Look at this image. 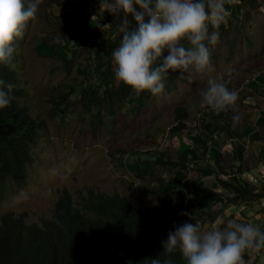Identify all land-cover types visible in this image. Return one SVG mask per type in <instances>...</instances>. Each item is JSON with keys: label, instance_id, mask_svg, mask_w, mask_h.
I'll use <instances>...</instances> for the list:
<instances>
[{"label": "rangeland", "instance_id": "rangeland-1", "mask_svg": "<svg viewBox=\"0 0 264 264\" xmlns=\"http://www.w3.org/2000/svg\"><path fill=\"white\" fill-rule=\"evenodd\" d=\"M84 1L87 0H73L72 7L63 8L50 0H42L36 17L28 22L22 38H16L14 43L19 78L28 93L24 103L30 105L31 114L39 122L40 136L32 149L37 156L32 183L27 188H10L6 199L0 201V221L11 211L26 210L31 221L52 215L56 196L47 195L49 189L41 187L45 172L40 168L46 167L58 178V183L66 182L67 188L78 197L87 195L89 190L126 195L129 201L139 203L145 213L159 220L166 240L176 225L185 222L198 224L206 231L212 227L222 229L229 220H236L253 223L264 230V195H258L264 190V170L258 168L259 158L255 157L258 155L248 151L243 154L241 163L236 160L237 150L232 149V145L235 149L239 146L246 149L241 144L244 125L225 116L232 114L231 109L217 114L210 108L200 107V92L208 86V80L223 79L230 91L239 94L241 120L248 121L252 117L249 112L254 115L258 111L264 118V109L260 110L264 108V0H241L238 4L246 10L242 22L230 14L226 25L209 29L217 31L220 37L215 46L208 45L211 72L191 81L187 74L182 77L179 72H170L164 78V92L158 96L146 95L143 103L136 100L138 95L133 90L121 102L115 94L104 96L107 82L102 74L105 68L98 69L97 46L86 38V29L72 22ZM90 1L96 2L103 16L94 22L102 26L100 41L109 36L118 37L120 29L116 18L101 10V0ZM164 55H168L167 50ZM111 67L114 70L113 62ZM255 77L259 82H253ZM110 84L116 90V81ZM245 88L252 90L246 93ZM258 91L263 93V97L258 98L262 103L257 104L252 99L251 103H244V98L259 95ZM239 104L250 110H241ZM178 106L191 110L188 121L197 115L204 120V124L198 123L196 130L182 131L186 138L181 143L183 150L194 146L205 160H211L217 143L224 151L228 172H237L240 178L247 179L253 193L240 197L228 186L223 188L217 178L225 179V174L209 176L213 178L209 180L212 184L201 181V177L205 178L202 176L205 162L197 165L189 161L188 174L193 181L186 186L172 181L178 168L155 164L158 156L178 158V142H174L177 133L171 129L176 124ZM231 129L237 138L233 141L229 140ZM209 131L216 135L223 133L224 139L215 143ZM193 133L201 141L193 140ZM208 138L211 156L203 154V143ZM225 143L230 145L225 147ZM247 154L249 159H244ZM233 164L235 167L228 168ZM240 165L242 176L237 169ZM161 179L168 184L162 187ZM223 189L225 199L215 204L205 202L209 193L214 195ZM180 191H184L183 200ZM163 196L174 202H164ZM199 203L210 211L202 214L203 207ZM212 212L216 217L210 220L208 215Z\"/></svg>", "mask_w": 264, "mask_h": 264}, {"label": "clouds", "instance_id": "clouds-1", "mask_svg": "<svg viewBox=\"0 0 264 264\" xmlns=\"http://www.w3.org/2000/svg\"><path fill=\"white\" fill-rule=\"evenodd\" d=\"M226 2L227 0H101V10L116 18L123 34L119 46L112 53L117 81L131 87L137 95L148 91L153 96H158L164 92V78L170 72H179L182 77L187 74L189 81L211 72V51L208 45L215 46L220 37L217 31L210 32L209 29H218L221 24H227L230 13L225 7ZM41 3L42 0H27V4L25 0H0V63L18 67L13 42L16 38H22L28 22L36 17ZM137 5L140 10H137ZM145 17L148 18L147 21ZM133 21L135 27L131 28ZM165 50L168 52L166 56ZM253 82H259V78L255 77ZM13 87L11 83L5 85V81L0 79V109L10 104ZM200 97L201 108H210L217 114L231 109L236 113L233 116L234 122L239 121L237 104L239 94L235 90L230 91L223 79L208 80V86L200 92ZM26 98L19 100L27 107V112L21 114L36 121V116L31 114L30 105L24 103ZM186 111L189 115L185 121L186 127L177 131L174 138V142H178V150L186 139L182 131L196 130L189 126V122L192 121H188L191 110L186 108ZM195 119L200 121L202 118L197 115ZM36 124L39 135L34 140L35 144L29 152L22 151L13 156L12 162L15 163L17 172L15 174L11 172L4 179L6 190L4 198L0 201L6 199L10 188L16 186L27 188L32 183L37 160L32 149L37 145L40 136L39 122ZM195 135L193 133V140ZM210 137L215 143L218 142L215 135ZM204 143L208 145L207 142ZM213 154L208 153V156ZM214 158L215 155L213 159L207 160L213 163ZM40 170L45 172L42 189H49L47 195L56 196L52 215L48 217L55 214L56 205L59 203L75 208L90 192H96L89 190L87 195L78 197L67 188L66 182L58 183V178L49 168L41 167ZM17 176L23 177V180L19 182ZM25 211L11 212L23 213L28 219ZM44 218L39 221L29 219L28 221L42 223ZM262 249L264 230L253 223L236 220H229L222 229L212 227L206 231L201 230L198 224L185 222L176 225L175 230L170 231L167 240L164 241V252L171 254L179 250L186 264H245L246 252H260ZM153 264H159V261L154 260ZM166 264H173V261L168 260Z\"/></svg>", "mask_w": 264, "mask_h": 264}, {"label": "trees", "instance_id": "trees-1", "mask_svg": "<svg viewBox=\"0 0 264 264\" xmlns=\"http://www.w3.org/2000/svg\"><path fill=\"white\" fill-rule=\"evenodd\" d=\"M50 1L63 8L73 6V0ZM231 6L226 2V8ZM77 9V18H73L72 22L86 29V38L97 46L98 69L101 71V68H105L102 72L107 82L104 96L108 93L115 94L117 101L121 102L132 89L117 81L111 65L112 53L119 46L123 34L120 32L116 38L109 36L100 41L102 26L94 22L103 16L99 13L96 2L84 1ZM130 27H135L134 21ZM14 43L15 40L12 47ZM73 54L77 52L73 51ZM0 79L5 81V85L11 83L14 86L10 93V104L0 109V199H3L6 190L4 179L11 172H17L15 163L12 162L13 156L22 151L29 152L39 131L37 120L21 114L27 112V107L19 100L26 98L28 94L21 85L17 67L0 63ZM113 81H116V90L111 88L110 83ZM150 94L148 91L142 92L136 100L143 103L144 97ZM188 116L185 107H176L177 124L172 126V131L184 129ZM194 139L201 141L198 136ZM203 148V154L207 153L209 147L206 143H203ZM213 150L214 163L205 160L197 148L193 147L178 150V158L158 156L155 164L178 168L172 181L177 185L186 186L193 181L188 174L189 161L192 160L197 165L205 162L206 167L202 169L204 175H227L225 179L217 178L223 188L228 186L238 196L241 195L240 197L253 193L247 179L240 178L237 172H228L221 148L214 147ZM236 160L243 162V150H239ZM231 167H235V164L228 168ZM237 169L242 176L241 165ZM16 179L21 182L23 177L17 176ZM161 181L162 187L168 184L165 179ZM224 190L215 192L214 195L209 193V201L215 204L225 199L222 196ZM182 193L184 191L179 192L183 200ZM262 193L264 195V190L258 195ZM163 200L170 204L174 202V199L167 196H163ZM199 205L203 207L202 214L210 211L200 203ZM77 206L69 208L59 203L56 205L55 214L44 218L42 223L28 221L23 213L10 212L3 216L0 221V264H153L154 260H158L159 264H166L168 260L173 261V264H186L179 250L171 254L164 252L166 239L162 235L159 220L152 214L145 213L139 203L129 201L126 195L90 192ZM208 216L213 220L216 213Z\"/></svg>", "mask_w": 264, "mask_h": 264}, {"label": "crops", "instance_id": "crops-1", "mask_svg": "<svg viewBox=\"0 0 264 264\" xmlns=\"http://www.w3.org/2000/svg\"><path fill=\"white\" fill-rule=\"evenodd\" d=\"M259 72H261V71H259ZM249 86H253V84H250ZM245 89L247 91L246 93H248L250 90H252V89H249V88H245ZM258 92H259V95L257 94L255 96L253 95L250 98H249V96L247 98H244V103H247V102L251 103L250 99H252L255 102H257V104L262 103L263 100H258V98L259 97H263L262 96L263 93L261 91H258ZM255 93H257V92H255ZM262 105H264V102H263ZM239 107L242 108L241 110H245V108L250 110V108H247L246 106H244L242 104H239ZM261 109H264V108H260V110ZM248 110H247V112H248ZM231 113L232 114L228 115V117L230 116L229 119L233 120V116L236 113H234L232 110H231ZM239 114H240V111H239ZM250 114H251V116L253 118L252 117L249 118L248 121L245 122V121L241 120L242 118H241V115H240V120L238 122H235L236 124L242 122V125H244L243 131H241L242 132L241 134L243 135V137L241 138L242 139L241 140V144L242 145L244 144L246 149H243L242 146H239V147H237L235 149V147H233V145H232V149L233 150H237V152H236L237 156L239 155V150H243V154L244 153H248V151H249L254 156L258 155V156H255L256 158L257 157L259 158V161H257L258 168L262 167V170H264V152H263V149H264V118H262V115H261L262 112L261 111H258L254 115L251 112H249V116H250ZM225 116L227 117V115H225ZM255 117H256V120H255ZM254 120H255L257 125L253 122ZM198 123L204 124V120L198 121V120L192 118V121L189 122V126H192L194 129H197ZM245 124H247V131L245 129V126H246ZM260 127L263 128L262 131L260 130ZM233 130L234 129L230 130V133H231L232 137L229 140H231V141H233V139L234 140L237 139ZM209 133H210V131H209ZM212 135H215V137H217L216 140L218 142L221 141V139L222 140L224 139V137H223L224 134L223 133H220L219 135H216V133H213V134L210 133V136H212ZM208 140H210V139L209 138L207 139V143H208ZM182 145L183 144H181L179 150H183ZM208 145L210 146L209 143H208ZM215 145L217 146V143ZM229 145H230V143H225L224 144L225 147L229 146ZM240 147H242V148H240ZM244 159H249V155L248 154L244 155ZM202 176L205 177V178L201 177V180L203 182L206 181V180L208 182L209 179H213V178L209 177L208 175H202ZM210 184H212V183H210ZM214 194H215V192H214ZM210 198L211 197L208 194L207 195V199L205 200V202L206 201L208 202L210 200ZM244 258H245V264H264V249H262L260 252H253V253L246 252L244 254Z\"/></svg>", "mask_w": 264, "mask_h": 264}, {"label": "built area", "instance_id": "built-area-1", "mask_svg": "<svg viewBox=\"0 0 264 264\" xmlns=\"http://www.w3.org/2000/svg\"><path fill=\"white\" fill-rule=\"evenodd\" d=\"M227 2L232 5L231 7L227 8L229 13L234 15V16H239L236 18L238 20H240L242 22V20L245 18V14H246V10L244 11V8L239 6L240 4L238 3H241V0H227ZM238 4V5H237ZM137 10L139 9V6L137 5ZM259 172H261V170L259 169ZM255 180L257 181V179L255 178Z\"/></svg>", "mask_w": 264, "mask_h": 264}, {"label": "bare ground", "instance_id": "bare-ground-1", "mask_svg": "<svg viewBox=\"0 0 264 264\" xmlns=\"http://www.w3.org/2000/svg\"><path fill=\"white\" fill-rule=\"evenodd\" d=\"M20 187V186H19ZM18 188V187H17ZM15 192V191H14Z\"/></svg>", "mask_w": 264, "mask_h": 264}]
</instances>
